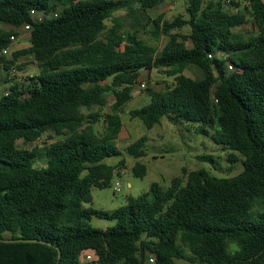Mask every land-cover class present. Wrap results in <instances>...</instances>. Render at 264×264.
Returning <instances> with one entry per match:
<instances>
[{
    "label": "trees",
    "instance_id": "obj_1",
    "mask_svg": "<svg viewBox=\"0 0 264 264\" xmlns=\"http://www.w3.org/2000/svg\"><path fill=\"white\" fill-rule=\"evenodd\" d=\"M165 1L0 0L1 66L7 76L20 72L17 60L28 56L38 68L24 81L12 78L11 91L0 95V264H79L87 251L95 253L88 264H264V0H250L244 12L236 1L188 0L187 19L150 17ZM247 16L255 32H235ZM26 25L30 46L6 59L10 37ZM186 26L189 34H180ZM145 28L154 39L168 38L158 55L139 37ZM104 40L118 51L111 54ZM156 66L171 68L173 82L148 89L150 102L130 119L147 129L163 118L197 123L200 134L208 127L211 140L231 152L229 163L236 153L244 158L243 171L220 179L183 169L185 185L181 178L167 190L152 183L112 212L86 208L92 189L108 188L124 166L105 163L120 154L121 131L115 116L101 114L106 95L121 110L141 72ZM190 67L202 77H186ZM101 118L98 134L93 127ZM45 134L57 140L17 147ZM146 142L137 139L127 154L143 158ZM40 158L46 164L37 168ZM132 173L144 178L146 168L136 162ZM93 216L115 224L93 229Z\"/></svg>",
    "mask_w": 264,
    "mask_h": 264
},
{
    "label": "rangeland",
    "instance_id": "obj_2",
    "mask_svg": "<svg viewBox=\"0 0 264 264\" xmlns=\"http://www.w3.org/2000/svg\"><path fill=\"white\" fill-rule=\"evenodd\" d=\"M187 1L166 0L156 9L149 11V16L154 18L158 15H163L166 21H172L178 16L187 19ZM244 6V3H241L240 10L243 12ZM225 9L232 12L229 7L225 6ZM116 15L123 17L124 12H119ZM107 25L110 27V22H107ZM125 29H129L128 25H126ZM148 30L150 28H145V30L139 29V37L145 44L154 46L157 51L156 55H158L165 46L168 38L161 36L159 39H154L147 33ZM234 31L244 34L254 33V20L250 16H247V24L236 28ZM178 32L182 35H188L190 30L186 26ZM32 34L31 28L30 30H24L23 27L18 29L16 40L10 50V55L6 59H10L12 53L15 51L27 49L30 46ZM104 46L111 54L118 51L117 48L106 40H104ZM187 47H190L189 42L187 43ZM16 64L22 66V71L13 72V74L8 75L10 78L0 64V80L2 83L0 95L11 91L12 78L15 77L17 81H24L26 77L38 74V68L28 56L18 58ZM184 75L191 79H200L202 72L194 67H190L184 71ZM173 79L174 73L171 68L156 66L151 72H141L137 84L132 89L131 100L121 110L116 106L115 97L112 94L106 95L107 103L101 114L115 116L119 120V123L121 122V131L116 141V146L120 154L116 157L106 159L105 163L114 166L123 160L124 166L119 171V175H114L108 188L92 189V201L91 204L85 205L86 208L112 212L124 206L127 197L135 198L146 193L152 183H158L164 190H167L173 179L181 178L183 185H185L186 177L182 174L183 169L187 172L204 170L211 176L220 179L233 178L242 173L244 158L236 153L237 161L233 164L229 163L226 159L231 152L211 140L213 131L208 127H206L209 131L208 135L200 134L195 132V129L200 126L197 123L183 121L172 123L163 118L160 124L155 125L152 129H147L139 120L130 119V111L139 109L150 102L148 89L157 91L164 90L172 84ZM141 84H144V87H141ZM93 129L98 134L103 133L105 129L103 118L94 125ZM143 136L147 138L144 147L146 155L139 160H135L127 154L126 148ZM56 140L54 136L45 134L38 142L30 144L17 141V147L19 149L33 150L38 145H48ZM203 157H210V160H201ZM136 162H140L145 166L146 175L144 178H137L133 175L132 167ZM45 164V160L40 158L35 166L41 168ZM118 183L122 185V188L119 193H115L114 189ZM89 224L93 229L106 230L107 228L113 227L115 222L93 216ZM176 264L190 263L176 260Z\"/></svg>",
    "mask_w": 264,
    "mask_h": 264
},
{
    "label": "built area",
    "instance_id": "obj_3",
    "mask_svg": "<svg viewBox=\"0 0 264 264\" xmlns=\"http://www.w3.org/2000/svg\"><path fill=\"white\" fill-rule=\"evenodd\" d=\"M230 1H236V2H240V3H244V5L247 7L250 5V0H226L227 3H229ZM32 15L38 21H40L42 19V15L39 13L33 12ZM30 28L31 27L28 25L23 26L24 30H30ZM15 40H16V37H10L9 47H7L5 50L2 51L1 55H3L5 58L10 55V52H11L10 50H11ZM228 68L231 69V67L229 65H228ZM141 87H144V84H141ZM121 188H122V185L120 183L116 184L114 192L119 193L121 191ZM94 260H95V253L93 251H87L81 255L80 260H79V264L92 263Z\"/></svg>",
    "mask_w": 264,
    "mask_h": 264
},
{
    "label": "water",
    "instance_id": "obj_4",
    "mask_svg": "<svg viewBox=\"0 0 264 264\" xmlns=\"http://www.w3.org/2000/svg\"><path fill=\"white\" fill-rule=\"evenodd\" d=\"M4 243H15V242H35L34 240H2ZM60 254V253H59Z\"/></svg>",
    "mask_w": 264,
    "mask_h": 264
}]
</instances>
